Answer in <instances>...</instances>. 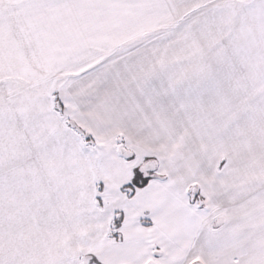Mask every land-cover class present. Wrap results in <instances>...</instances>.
<instances>
[{
  "label": "snow or ice",
  "instance_id": "snow-or-ice-1",
  "mask_svg": "<svg viewBox=\"0 0 264 264\" xmlns=\"http://www.w3.org/2000/svg\"><path fill=\"white\" fill-rule=\"evenodd\" d=\"M0 264H264V0H0Z\"/></svg>",
  "mask_w": 264,
  "mask_h": 264
}]
</instances>
